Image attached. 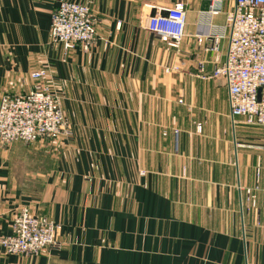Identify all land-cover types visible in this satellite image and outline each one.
<instances>
[{
    "label": "crops",
    "instance_id": "0c3cea01",
    "mask_svg": "<svg viewBox=\"0 0 264 264\" xmlns=\"http://www.w3.org/2000/svg\"><path fill=\"white\" fill-rule=\"evenodd\" d=\"M68 1L99 21L91 49L65 55L50 37L61 0H0V97L46 68L73 131L0 141V237L23 207L61 225L40 255L0 245V264H264V129L233 118L225 82L210 78L226 40L216 54L196 38L220 31L234 0L213 17L212 0H184L179 48L143 25L177 0Z\"/></svg>",
    "mask_w": 264,
    "mask_h": 264
},
{
    "label": "built area",
    "instance_id": "2783aa9c",
    "mask_svg": "<svg viewBox=\"0 0 264 264\" xmlns=\"http://www.w3.org/2000/svg\"><path fill=\"white\" fill-rule=\"evenodd\" d=\"M221 0H212L205 11L210 17L223 12ZM187 2L177 0L167 7L156 6L147 14L144 27L169 46L179 48L186 36ZM99 19L88 3L61 0L51 19V43L61 45L65 55L77 47L88 51L97 37ZM207 52L219 54L226 40V56L210 78L222 79L228 90L231 116L245 117L250 124L264 129V0H234L226 12L220 31L196 35ZM179 65L166 67L178 71ZM203 71V67H201ZM48 69L31 73L34 84L25 93H6L0 97V141L10 145L16 141L32 143L55 141L72 135V124L62 109L61 96L45 84ZM183 102L182 99L179 100ZM201 124L197 131H201ZM178 143L180 130L174 128ZM254 188L246 189L249 205ZM59 223L46 216L34 215L21 208L14 216L12 230L0 237V245L10 254L40 255L57 244Z\"/></svg>",
    "mask_w": 264,
    "mask_h": 264
},
{
    "label": "rangeland",
    "instance_id": "374dc122",
    "mask_svg": "<svg viewBox=\"0 0 264 264\" xmlns=\"http://www.w3.org/2000/svg\"><path fill=\"white\" fill-rule=\"evenodd\" d=\"M71 137V136H70ZM70 137H68V138H64V139H69ZM59 140H62V139H57L56 141H59Z\"/></svg>",
    "mask_w": 264,
    "mask_h": 264
}]
</instances>
